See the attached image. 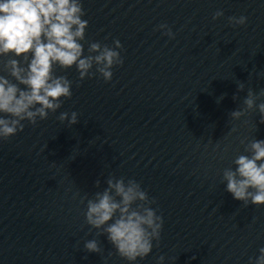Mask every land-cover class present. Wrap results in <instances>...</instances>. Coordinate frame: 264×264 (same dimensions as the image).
Listing matches in <instances>:
<instances>
[{"label": "clouds", "instance_id": "9594fccd", "mask_svg": "<svg viewBox=\"0 0 264 264\" xmlns=\"http://www.w3.org/2000/svg\"><path fill=\"white\" fill-rule=\"evenodd\" d=\"M83 15L80 0H0V55L22 57L26 64L9 59L4 69L13 79L0 75V114H3L0 139L6 140L23 131V121L35 125L38 119H47L49 112L62 107V98H71L72 82L65 76H56L55 66L62 69L75 66L81 81L98 73L107 82L112 79V68L123 64L116 50L122 48L119 40L114 41V48L91 42L88 55H84L80 41L85 39L88 21L81 18ZM222 15V11H217L213 19ZM228 19L234 25H244L247 21L245 16ZM159 27L167 29L166 35L173 37L167 25ZM238 90L242 91L243 85ZM260 95L264 96V89ZM258 98L249 90L243 101L245 107L231 112L232 118L239 120L258 108L260 122L264 123V102L257 105ZM59 120L74 125L78 123L77 113L61 112ZM246 151L250 155H239L234 160L235 170H224L226 190L245 205L249 202L264 205V140L251 141ZM106 183L102 192L87 200L86 223L106 235L117 254L134 264L151 253L153 241L160 238L163 219L151 207L155 201L149 199L134 179L125 182L122 177L108 178ZM99 185L97 180L96 186ZM84 248L88 252H101L95 239L86 241ZM259 252L251 264H264V247ZM164 259L158 257V264H163Z\"/></svg>", "mask_w": 264, "mask_h": 264}]
</instances>
